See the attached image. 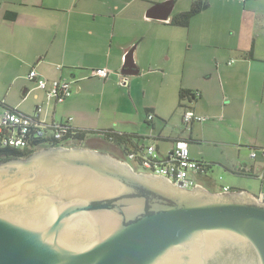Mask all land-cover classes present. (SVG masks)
<instances>
[{
	"label": "crops",
	"instance_id": "crops-1",
	"mask_svg": "<svg viewBox=\"0 0 264 264\" xmlns=\"http://www.w3.org/2000/svg\"><path fill=\"white\" fill-rule=\"evenodd\" d=\"M166 2L170 5L152 13L157 19L147 17L152 7ZM195 2L0 0V71L13 73L6 91H1L4 83L1 86L0 82V102L33 118L41 128L65 125L94 132L79 147L129 164L137 165L99 133L137 135L142 138L138 140L140 149L154 145L160 158H166L177 142H185L191 160L211 166L195 177L198 187L218 194L243 193L264 202V57H258L255 48L249 56L246 48L223 42L217 45L220 54L196 57L193 52L200 41L193 28L194 17L187 28L170 24ZM168 9L171 14L163 21ZM219 11V16L232 14L221 7ZM8 12L16 14L14 21L4 19ZM131 48L138 73L122 81L121 70ZM13 62L18 64L16 68L10 66ZM97 69H105L108 77L92 76ZM33 70L47 84L72 81L71 96L62 104L47 100L28 79ZM143 78L159 79L161 84L159 102L146 104L145 114L133 94ZM16 86L19 99L10 97ZM124 86L129 107L112 101V87ZM181 90L196 92L198 97L180 99ZM187 111L206 121L184 124ZM252 152L257 154L255 158H251ZM217 176L222 181L219 190Z\"/></svg>",
	"mask_w": 264,
	"mask_h": 264
},
{
	"label": "water",
	"instance_id": "water-1",
	"mask_svg": "<svg viewBox=\"0 0 264 264\" xmlns=\"http://www.w3.org/2000/svg\"><path fill=\"white\" fill-rule=\"evenodd\" d=\"M133 52L124 77L138 73ZM0 264H264V202L83 147L43 148L0 163Z\"/></svg>",
	"mask_w": 264,
	"mask_h": 264
},
{
	"label": "rangeland",
	"instance_id": "rangeland-1",
	"mask_svg": "<svg viewBox=\"0 0 264 264\" xmlns=\"http://www.w3.org/2000/svg\"><path fill=\"white\" fill-rule=\"evenodd\" d=\"M195 1H199L203 5H206V9L193 18V28L195 31L197 30V37L200 41L199 46L194 48L195 50L193 54L196 57L199 59H205L220 54L221 50H219V47L217 46L220 45V42L226 43L227 45L233 44V47L240 49L246 48L248 53H252V48H255L257 50V56L264 57V0ZM244 1H246V4ZM244 5L246 6V9L244 8ZM210 6H215V9H212ZM219 7H221L222 11L224 9L225 11L231 10L232 14L225 12L222 13L223 16H219V13H221ZM225 19L227 20L224 21ZM10 66L16 68L18 64L13 62L12 64L10 63ZM12 74L11 72L8 74L7 72L0 71L1 86L2 81L4 83L1 91H6L7 88H9V84L13 78ZM121 78L122 81L130 79V77ZM160 86V80L152 78H143L136 84V88L133 90L134 99L136 105L142 110L143 114H145L144 107L146 104L159 102L157 93L160 90ZM112 89L114 91V96L112 97L114 105L118 104V106L129 107L128 102L130 101V98L126 91V87L124 89L112 87ZM19 94V86L13 87L10 91V97L13 99H19ZM46 102L47 100L45 99V105ZM108 102L109 101L105 99V103ZM13 107H15V105ZM180 127L182 128L184 126L181 124ZM73 147L79 146H73L72 144L65 146V148ZM130 165L136 172H144L141 168L137 167L134 162H131ZM216 184L219 190L222 181H219L218 176L216 177Z\"/></svg>",
	"mask_w": 264,
	"mask_h": 264
},
{
	"label": "built area",
	"instance_id": "built-area-1",
	"mask_svg": "<svg viewBox=\"0 0 264 264\" xmlns=\"http://www.w3.org/2000/svg\"><path fill=\"white\" fill-rule=\"evenodd\" d=\"M108 75L109 73L105 69H97L92 72V76L100 79H106ZM28 79L36 83V88L45 93L47 100H53L56 104H62L72 94V81L61 79L47 84V81L40 78L34 70L28 74ZM39 111L41 108H37V112ZM150 119L152 116H149ZM205 121L206 118L196 116L191 111H187L183 115L184 124ZM38 125V122L33 118L22 115L17 110L0 102V153L8 149L23 151L37 148L39 146L38 143L36 144L38 139L46 138V131ZM52 128L56 129L53 133L54 140L64 138L68 130L65 125L52 126ZM64 143L65 146L70 144L69 141ZM262 153L264 156V151ZM136 156L139 157L140 163L135 160ZM136 156L131 154L126 160L135 161L139 168L147 174L165 178L171 183L182 185L187 189L197 187L194 181L195 177L205 173V168L199 162L190 159L188 144L185 142H177L166 158L158 156L154 145H148L144 150L140 149ZM256 156V153H251V158ZM222 191L227 193L229 188H222Z\"/></svg>",
	"mask_w": 264,
	"mask_h": 264
},
{
	"label": "trees",
	"instance_id": "trees-1",
	"mask_svg": "<svg viewBox=\"0 0 264 264\" xmlns=\"http://www.w3.org/2000/svg\"><path fill=\"white\" fill-rule=\"evenodd\" d=\"M204 9H206V5H203L201 2H195L193 3L191 9L186 12L179 14L175 16L170 24L177 27H183L187 28L189 26V23L193 17H195L197 14L202 12ZM4 19L7 21H14L16 19V14L12 12H8L4 15ZM251 56V53L248 54ZM180 99H188V100H196L198 95L196 92L193 91H184L181 90L179 93ZM44 131H46L45 139L39 140L36 142L38 143V147L34 149H26L23 151H16L13 149L5 150L4 152L0 153V163L12 160V159H18V158H27L34 152L39 151L43 148H49V147H64L65 143L68 142L70 144L67 145H73V146H79L81 142L85 141L88 136H91L94 134V132L86 131V130H76L68 127L67 133L61 140H54L53 139V133L56 131L55 128H44ZM101 136L104 137V139L108 140L110 143L119 146L123 150V154L125 156V159L131 154H134L135 156L140 152V146L138 140H141V137H138L134 134H127V133H120V132H114V131H107V132H101L99 133ZM44 143V144H43ZM48 144V145H47ZM66 145V146H67ZM138 163H140L139 157L136 156L135 158ZM124 162V161H122ZM128 163V162H127ZM201 166L205 168L206 171L210 170L211 166L199 162Z\"/></svg>",
	"mask_w": 264,
	"mask_h": 264
}]
</instances>
